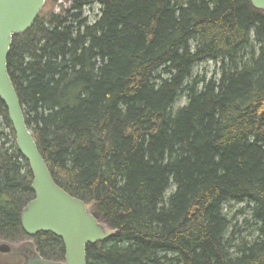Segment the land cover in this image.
I'll return each mask as SVG.
<instances>
[{
  "label": "trees",
  "instance_id": "1",
  "mask_svg": "<svg viewBox=\"0 0 264 264\" xmlns=\"http://www.w3.org/2000/svg\"><path fill=\"white\" fill-rule=\"evenodd\" d=\"M205 59L220 61L208 79ZM7 64L55 183L117 230L86 264H264V12L249 0H72L42 9ZM0 119V239L19 242L32 174L1 100ZM230 202L248 204L250 240ZM33 241L63 260L59 238Z\"/></svg>",
  "mask_w": 264,
  "mask_h": 264
},
{
  "label": "water",
  "instance_id": "2",
  "mask_svg": "<svg viewBox=\"0 0 264 264\" xmlns=\"http://www.w3.org/2000/svg\"><path fill=\"white\" fill-rule=\"evenodd\" d=\"M264 12V0H249ZM46 0H0V100L7 110L15 144L32 174L34 196L21 209L20 224L27 238L16 243L0 239V264H86V246L105 242L117 230L93 213L94 201L78 199L55 183L31 130L23 106L11 81L7 59L14 37L31 28ZM50 233L63 244V260L45 259L35 248L33 237Z\"/></svg>",
  "mask_w": 264,
  "mask_h": 264
},
{
  "label": "rangeland",
  "instance_id": "3",
  "mask_svg": "<svg viewBox=\"0 0 264 264\" xmlns=\"http://www.w3.org/2000/svg\"><path fill=\"white\" fill-rule=\"evenodd\" d=\"M72 3V0H46L43 9L45 11L59 12L62 9H68ZM93 8L86 7L84 10V16L88 18V22L91 24L95 21L98 16V5H93ZM219 60L205 59L199 62L193 69L194 74L205 77L206 79L215 75V71L219 66ZM187 102L185 95L178 97L174 104V109L184 106ZM2 122V120L0 119ZM5 134H8V138L11 139L9 135V129L2 122L1 127ZM10 144V143H9ZM8 145V144H7ZM173 189L171 186L167 191V194ZM225 212L227 213L228 219L231 223L232 228L236 231L234 238L250 240L251 237L256 236L255 223L250 217V210L247 203H229L225 207ZM23 241V240H22ZM16 243V242H13Z\"/></svg>",
  "mask_w": 264,
  "mask_h": 264
},
{
  "label": "bare ground",
  "instance_id": "4",
  "mask_svg": "<svg viewBox=\"0 0 264 264\" xmlns=\"http://www.w3.org/2000/svg\"><path fill=\"white\" fill-rule=\"evenodd\" d=\"M170 189V187L167 189V191ZM167 191H166V193H165V195L166 196H168L170 193H171V191L167 194ZM230 203H235V202H230ZM236 203H240V202H236Z\"/></svg>",
  "mask_w": 264,
  "mask_h": 264
}]
</instances>
